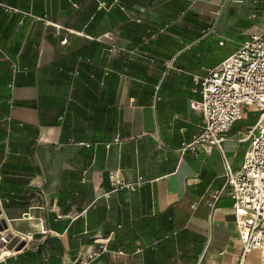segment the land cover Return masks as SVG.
<instances>
[{
  "label": "crops",
  "instance_id": "1",
  "mask_svg": "<svg viewBox=\"0 0 264 264\" xmlns=\"http://www.w3.org/2000/svg\"><path fill=\"white\" fill-rule=\"evenodd\" d=\"M261 33L264 0H0V264H237L225 167L258 113L182 149L194 79Z\"/></svg>",
  "mask_w": 264,
  "mask_h": 264
},
{
  "label": "built area",
  "instance_id": "2",
  "mask_svg": "<svg viewBox=\"0 0 264 264\" xmlns=\"http://www.w3.org/2000/svg\"><path fill=\"white\" fill-rule=\"evenodd\" d=\"M64 44V42H63ZM198 100H191L189 107L201 115L203 126L193 142L183 151L213 148L220 144L232 125L243 117L244 109L258 113L254 127L248 129L245 139L249 146L240 169L232 172L225 167V188L233 201L235 229L241 244L237 264H244L246 257L258 253L257 264H264V33L252 36L238 45L237 50L212 69L203 78H195ZM109 180L118 185L117 174ZM7 203L0 198V210ZM19 240L31 236L17 233ZM9 237L0 235V246L8 244ZM107 252L101 246L75 264H97L96 259Z\"/></svg>",
  "mask_w": 264,
  "mask_h": 264
},
{
  "label": "water",
  "instance_id": "3",
  "mask_svg": "<svg viewBox=\"0 0 264 264\" xmlns=\"http://www.w3.org/2000/svg\"><path fill=\"white\" fill-rule=\"evenodd\" d=\"M22 247H23V244H21V245L16 249V251H19Z\"/></svg>",
  "mask_w": 264,
  "mask_h": 264
}]
</instances>
